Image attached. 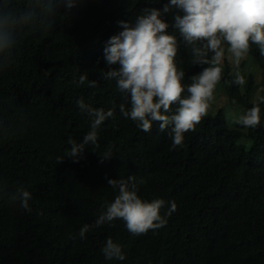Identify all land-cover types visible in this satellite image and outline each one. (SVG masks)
<instances>
[{
    "label": "trees",
    "instance_id": "obj_1",
    "mask_svg": "<svg viewBox=\"0 0 264 264\" xmlns=\"http://www.w3.org/2000/svg\"><path fill=\"white\" fill-rule=\"evenodd\" d=\"M165 3L86 0L69 15L62 8L52 29L19 35L12 63L0 71V264H264V103L260 124L247 133L238 124L230 128L220 110L172 149L171 126L161 131L152 122L149 132L138 129L120 113L121 103L130 108L128 95L101 77L108 70L105 43L122 30L117 22H134L146 8ZM174 14L164 19L177 38L175 62L186 88L201 66L192 63L191 46L171 27ZM250 53L264 84V56L255 45ZM222 68L229 102L247 111L252 77L242 90L233 83L234 70ZM80 75L88 78L83 85ZM91 80L96 87H89ZM81 99L114 115L97 129L99 147L87 145L74 163L65 156L68 139L81 142L91 124L79 110ZM244 134L253 141L249 149L239 143ZM106 151L112 156L102 160ZM129 177L142 200L165 201L164 227L133 235L122 219L96 226L118 195L108 180ZM20 188L31 193L30 211L11 199ZM85 225L89 231L81 239ZM109 238L121 246L124 260L105 258Z\"/></svg>",
    "mask_w": 264,
    "mask_h": 264
},
{
    "label": "clouds",
    "instance_id": "obj_2",
    "mask_svg": "<svg viewBox=\"0 0 264 264\" xmlns=\"http://www.w3.org/2000/svg\"><path fill=\"white\" fill-rule=\"evenodd\" d=\"M84 2L86 0H24V6H20L21 0H0V71L12 63L22 31L50 30L62 8L63 13L69 15ZM170 12L175 13L171 27L191 46L192 63L201 66V71L190 77L191 83L186 88L182 83L185 73L175 62L177 38L168 33L170 25L164 19ZM117 23L122 30L105 43L103 59L108 70L102 72L101 77L106 81L115 80L118 90L128 95L130 108L121 103L120 113L135 122L138 129L149 132L152 122H159L161 131L171 126L172 149L182 146L184 134L193 131L208 115L210 101L223 77L225 59L239 68L253 45L264 56V0H167L162 8H146L134 22ZM87 79L86 75H80L78 83L83 85ZM245 82L244 76L236 72L233 83L243 85ZM88 85L96 87L97 81H88ZM260 103H264V97L254 101L236 123L244 128H256L260 124ZM77 104L79 110L91 118V124L81 142L68 139L70 150L65 156L73 158L74 163L83 157L87 145L99 147L97 129L114 115L113 110L94 108L82 99ZM173 105H177L175 112L165 115ZM111 156V151H106L101 158ZM63 159L58 157L57 162ZM129 181L131 177L108 180L110 187L118 189V195L99 215L96 226L122 219L133 235L164 227L167 220L160 215V209L165 201L142 200L137 194V185L132 182L129 186ZM11 199L18 201L21 208L31 210L29 191L17 189ZM175 209L173 202L167 215ZM88 231L89 225L83 226L80 238H85ZM103 252L109 260L125 259L121 246L111 238L107 239Z\"/></svg>",
    "mask_w": 264,
    "mask_h": 264
},
{
    "label": "rangeland",
    "instance_id": "obj_3",
    "mask_svg": "<svg viewBox=\"0 0 264 264\" xmlns=\"http://www.w3.org/2000/svg\"><path fill=\"white\" fill-rule=\"evenodd\" d=\"M224 64H227L231 69L234 70L235 73L239 72L240 74L244 75L245 81L249 75L252 77L253 85L255 87L250 97V102L258 101L260 97H264L262 69L250 52L248 56L243 61H241L239 68H236L230 59H225ZM242 90H244L243 85ZM210 105L211 106L208 113L216 114L218 111L222 110L226 116V120L230 128H236L237 118L246 113V107L243 104L233 105L229 102L228 94L226 93L225 87L221 82L216 86L213 99L210 101ZM244 131L247 133V128H245ZM252 142V139L246 134H244V136L239 139V143L244 145L247 149L251 147Z\"/></svg>",
    "mask_w": 264,
    "mask_h": 264
}]
</instances>
